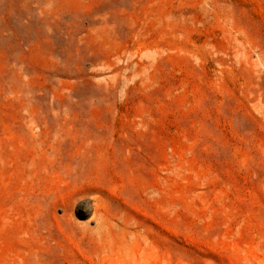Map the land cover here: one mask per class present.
I'll return each instance as SVG.
<instances>
[{"label": "rangeland", "instance_id": "obj_1", "mask_svg": "<svg viewBox=\"0 0 264 264\" xmlns=\"http://www.w3.org/2000/svg\"><path fill=\"white\" fill-rule=\"evenodd\" d=\"M0 264H264V0H0Z\"/></svg>", "mask_w": 264, "mask_h": 264}]
</instances>
